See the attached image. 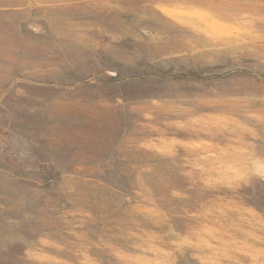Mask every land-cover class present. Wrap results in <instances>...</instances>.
Returning a JSON list of instances; mask_svg holds the SVG:
<instances>
[{"label":"rangeland","instance_id":"1","mask_svg":"<svg viewBox=\"0 0 264 264\" xmlns=\"http://www.w3.org/2000/svg\"><path fill=\"white\" fill-rule=\"evenodd\" d=\"M0 264H264V0H0Z\"/></svg>","mask_w":264,"mask_h":264}]
</instances>
